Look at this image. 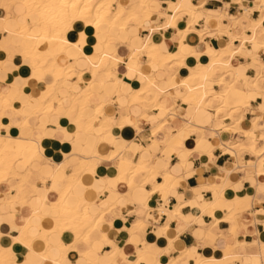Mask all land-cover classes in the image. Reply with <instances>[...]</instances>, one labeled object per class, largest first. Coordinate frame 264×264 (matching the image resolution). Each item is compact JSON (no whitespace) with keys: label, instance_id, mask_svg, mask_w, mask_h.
<instances>
[{"label":"crops","instance_id":"obj_1","mask_svg":"<svg viewBox=\"0 0 264 264\" xmlns=\"http://www.w3.org/2000/svg\"><path fill=\"white\" fill-rule=\"evenodd\" d=\"M111 1L112 9L117 4L130 8L133 3L132 0ZM148 1L152 17L142 27L131 25L125 32L110 30L115 51L105 47L107 38L103 27L93 46L87 48L89 53L94 52L91 61H96L103 52L123 60L110 70L119 85L112 88L108 82H101V77L106 75L103 71L95 79L78 81L73 78L68 87H61L56 94L62 100V106L68 108L71 105L70 95L88 84L98 83L101 87L90 99L94 103H99L108 89L109 96L103 98L107 101L106 112L112 119L110 132L106 130L103 133L100 124L96 123L94 134H77L71 131V122L63 117H41L32 120L33 126L44 127L45 140L41 144L21 137L20 129L25 118L32 116V110L38 105L47 85L52 84L51 77L42 69L32 70L19 65L22 47L18 38L10 37L7 31L27 22L34 36H38L39 20L35 15L27 16L21 0H0V51H7L4 57L0 52V132L3 136L7 132L10 140L36 148V157L26 150L16 162L17 177L0 184V248H7L26 221L33 218L30 204L37 206L46 199L41 214L57 215L50 205L59 200L64 186L60 174L55 182H51L50 178L61 172V168L63 176H75L83 160L97 163L95 173L80 174L79 186L71 193L76 198H82L85 204H90L89 213L95 220L101 221L99 229L91 236L90 245L75 242L73 238L67 242L66 245L75 246L81 256L73 249L65 257L57 250H49L47 259H43L37 256L36 250L41 248L34 241L31 250L24 247L14 250L17 260L12 264H154L155 261L158 262L155 264H196L201 259L231 260L232 264H264V177L258 178L256 168L249 169L245 164L248 161L258 163V158L246 151L233 156L230 154L231 147L240 143L246 146L254 143L257 148L264 145L259 141L264 134V95L251 96L250 106L244 109L241 118L240 114L233 117L234 120L240 118L239 121L233 123L230 118H223L220 122L215 118L217 103L212 109L196 110L192 105L182 104L177 97L182 93L181 89L170 86V79L180 81L196 68L199 63L197 55L210 56L213 48L226 49L230 44L228 35L240 37L242 29L245 36L250 35L248 21L259 19L260 12L256 7L261 0ZM179 3L183 9L194 11L195 22L191 29L194 32H187L191 19L186 13L175 21L174 27L162 29V16L170 13V5ZM152 28H159L160 31L151 34ZM81 31H84L83 27L75 25L68 34V40L75 42ZM86 35L92 34L86 31ZM238 40H234L233 48L239 47ZM150 43L158 46L163 55L179 54L183 58L159 68L150 64L145 52L133 53L135 50L144 51ZM243 48V55L232 63V73L239 77L241 88H244L242 78H255L260 63H264V49L260 46L245 44ZM249 51L252 53L248 56L246 52ZM55 61L60 67L72 65L77 72L84 74L88 73L90 66L79 50L72 47L57 55ZM130 61L136 62L135 69L128 68ZM149 79L155 80L154 84L161 93L158 100L148 98L132 104L128 96L146 86ZM231 80L230 75L227 81ZM207 90L219 91L220 87L208 83ZM3 94L11 100L12 107H22V114L13 108L4 111L1 102ZM2 113L6 120L1 118ZM228 126L232 132L225 130ZM244 132L250 134L249 139L243 135ZM176 138L183 141L182 147L174 146ZM115 147L117 158L113 161L104 159L115 151ZM184 153L187 155L185 161L181 160ZM243 154H248L251 159L247 155L242 159ZM42 158L43 162L40 161ZM124 158L133 163L138 159L148 163L158 173L157 177L143 186L142 176L133 188L118 183L117 170L126 171L129 168V165L122 164ZM234 162L237 168L231 170ZM165 173L174 178L173 187L167 193L152 194L154 186L163 183ZM21 178H25L26 183L17 193L14 188L19 186ZM225 182L232 189L227 190L224 199L207 189ZM246 191H249L251 199L249 207L227 221L229 215L235 212V206L230 201L233 195L241 196ZM15 196H24L25 204L11 202ZM104 203L105 208L102 209ZM211 209H215L216 219L208 213ZM140 223H144V228L135 230ZM27 234L36 239L39 231L31 228ZM63 239V235L54 234L49 237V242L54 247ZM98 243L103 246L95 252L96 257L91 260L83 258L88 248ZM147 248L156 252L155 257L143 254Z\"/></svg>","mask_w":264,"mask_h":264},{"label":"bare ground","instance_id":"obj_2","mask_svg":"<svg viewBox=\"0 0 264 264\" xmlns=\"http://www.w3.org/2000/svg\"><path fill=\"white\" fill-rule=\"evenodd\" d=\"M132 2L130 8H124L120 4H117L116 8L112 9L111 0H21V4L27 16L35 15L38 17L39 35L34 36L27 22L18 27L15 26L14 29H7L9 36L17 37L20 47H22V58L19 65L22 67L23 65L31 67L32 70H44L45 73L51 77L52 82L51 85H47V90L39 98L36 108L34 110L31 108L32 116L25 118L23 127L20 129L21 137L29 138L34 142L43 144L45 134L42 129L44 127L41 125L33 126L32 120L41 117L50 118L51 116L63 117L69 120V122H71V131L77 134H94L96 123L100 124L99 127L103 133L106 130L110 132L112 119L110 118V114L106 112V107H108L106 104L107 101L103 98L109 96L110 92L108 89L105 90L104 94L102 93L103 95L99 103H94L93 101L91 102L90 99L101 90V87L98 83L88 84L84 89L77 90L70 95L71 105L68 108L62 106V100L57 98L56 94L61 87H68L67 85L70 84L73 78H77L78 81L95 79L103 71H106V75L101 77V82H108V85L112 88H116L119 85L118 79L110 70L117 67L123 60L116 59L114 55L103 52L97 56L96 61H91L90 58L93 56L94 52L89 53L87 48L93 46L95 37L99 33L100 28L103 27L105 30V37L107 38L105 47L115 51L116 47L112 43L113 40L110 30L118 29L121 32H125L131 25L142 27L145 22L150 20L152 17V12L149 9L150 2L148 0H132ZM170 6V13H166L162 16L164 18L162 29L174 27L175 21L181 18L183 13H186L191 19L187 32H194V30H191L195 22L194 11L183 9L180 3ZM256 10L260 12V17L257 21H248L247 30H249L250 35L245 36V31L243 29L241 30L240 37L228 35L230 44L226 49L217 50L211 47L213 48V52L210 56L197 55L199 61L198 65L193 71H190L185 78L180 81L170 79V86L172 89L179 88L182 90V93L177 97L181 100L183 105H192L196 110H200L212 109L213 104L217 103V107L214 109L215 118L220 120V122H222L223 118H230L234 123L240 120L244 109L249 108L251 96L259 97L264 95V86L261 85V83L264 84V63H260L255 78H242V81H244V88H241L239 84V77L234 76V73H232L234 72L232 63L235 58L243 55L242 49H244L243 46L245 44L251 45L252 47L260 46V48L264 49V0H261ZM75 25L82 26L84 31L79 32L78 39L75 42H70L68 40V34L74 30ZM86 31H90L92 35H86ZM158 31H160L159 28L150 29L151 34ZM200 37L201 35H199V38ZM237 38L240 43L239 47L233 48V42ZM70 47L78 49L81 57L89 61L90 66L87 74L77 72L72 65L60 67L56 64L55 57L59 54H63ZM206 47L208 49L210 48L208 45H206ZM0 52L1 57L7 54L5 49H1ZM140 52H145L150 64L156 65L159 68L170 65L175 59L183 58L179 54L163 55L159 51L158 46L153 43L145 46L144 51H133L134 54ZM251 53V51L246 52V55L249 56ZM135 66L136 62L130 61L128 68L135 69ZM16 70L19 71V68L17 67ZM230 75L232 76V80L227 81V77ZM12 78L13 76L11 79ZM154 81L149 79L146 86L130 94V96H128L129 101L132 104L139 103L148 98L157 101L161 93L158 87L155 86ZM208 83L216 84L220 87V90L208 91ZM1 102L4 111L9 108H13L19 114L22 111L21 106H17V108L12 107L11 100L5 94L2 96ZM89 113L90 115H88ZM235 114H240V118L234 120L233 117ZM1 118L6 120L3 113L1 114ZM225 130L232 132L229 126L225 128ZM5 133L6 136H3L0 132V184L7 182L10 178L17 177L16 162L24 156L26 150H29V153L36 157V148L34 146L25 145L16 140H10L7 138V132ZM243 135L247 139L250 138L248 132H244ZM259 141L264 142V134L260 136ZM173 143L176 147L183 146V141L179 138H176ZM231 150L232 153L230 154L232 156L246 151L254 158H258V163L248 161L245 164L249 169L256 168V175L258 178L264 177V145L257 148L254 143L249 146L240 143L237 146H232ZM117 153V148L115 147V151L108 157L104 158L103 156L100 158L113 161L117 158ZM186 156L187 155L184 153L181 156V160H186ZM122 162V164L129 165V168L126 171L117 170L116 181L120 184H126L129 188L135 187L136 180L142 176L144 177L142 181V185L144 186L154 181L158 175L152 166L141 159L133 163L124 158ZM96 167V162L83 160L76 169L75 176H63V168H61V172L55 173V175L50 178L51 182H55L58 179L57 175L60 174L64 186L63 192L59 195V200L50 205L57 215L43 216L41 214L46 199H43L37 206H32L30 204L29 206L33 210V218L26 221L25 225L20 228L19 235L13 237L11 244L7 248H0V264L14 263L17 260L14 255V250L17 247H24L31 250V244L34 241L40 244L41 249L38 250L36 248V252L37 256L43 259H47V252L49 250H57L61 253L62 257H65L68 251L73 249L81 256L76 247L67 246V242L70 238H73L75 242L81 241L86 245H90L91 236L99 229L101 221L95 220L89 213L90 208L88 207L90 204H85L82 198H76L71 192L76 186H79L80 174H94ZM235 168H237V163L234 162L231 170ZM162 177L163 183L156 184L152 194L157 192L167 193L173 187L172 181H174V178L170 174L165 173ZM25 183V178H21L19 186L14 188L17 193L21 192ZM207 189L211 190L216 197L224 199L227 190H231L232 186L225 182L221 186ZM248 194L249 191H246V193L241 196L233 195L230 201L235 206V212L229 215L227 221L234 219L237 212L249 207L251 199ZM24 196L21 198L18 196L12 197L11 202L19 201L21 204H25ZM101 208H105V203ZM208 213L216 219L215 209H211ZM143 224H137L134 229L139 231L142 230L144 228ZM31 228L39 231V236L36 239L27 234ZM54 234L63 235L64 239L62 243L52 247L53 245L51 246L49 237ZM102 246V243L93 244L88 248L87 252L83 254V258L86 260L93 259L96 257L95 252H99ZM262 249H264V247H262ZM143 254H149L150 257H155L156 252L147 248L143 251ZM96 259L98 258H95V260ZM156 262L157 261H155V263ZM170 264L176 263L173 262ZM196 264H232V261L201 259L197 261Z\"/></svg>","mask_w":264,"mask_h":264},{"label":"rangeland","instance_id":"obj_3","mask_svg":"<svg viewBox=\"0 0 264 264\" xmlns=\"http://www.w3.org/2000/svg\"><path fill=\"white\" fill-rule=\"evenodd\" d=\"M116 97H117V96H116ZM117 99H119V98L117 97ZM147 107H148V106H147ZM148 109H149V108H148ZM246 155L248 156V154H243V155H242V156H243L242 159H244V157H245ZM248 157H249L248 159H251L250 156H248ZM40 161L43 162V161H44L43 158H42ZM11 181H13V180H11ZM26 196L28 197L29 194L27 193Z\"/></svg>","mask_w":264,"mask_h":264}]
</instances>
